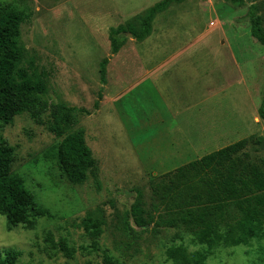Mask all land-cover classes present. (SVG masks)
Returning <instances> with one entry per match:
<instances>
[{
	"label": "rangeland",
	"instance_id": "1",
	"mask_svg": "<svg viewBox=\"0 0 264 264\" xmlns=\"http://www.w3.org/2000/svg\"><path fill=\"white\" fill-rule=\"evenodd\" d=\"M160 1L0 0V10L29 15L19 27L23 55L17 69L43 83L47 103L37 120L24 113L8 123L0 121L1 142L14 150L10 173L46 213L16 226L0 215V255L16 252L15 264H180L169 252L180 246L190 258L203 249L195 234L183 227L133 226L127 211L135 191L142 193L145 211L157 220L162 209L155 206L152 191L177 168L243 139L248 143L238 155L261 166L264 120L257 110L264 99V46L250 34L248 10L254 6L264 28V0H184L153 21L154 31L172 26L177 34L173 47L189 37L197 38L199 47L205 38L212 44L197 56L189 75H202L205 86L203 73L214 69V109L208 105L202 112L204 123L197 120L196 126L202 125L187 139L176 134L174 113L154 84L145 81L125 92L142 73L143 65L131 56L141 53V43L125 32L127 55L122 52L118 60L110 52L109 30L127 23L138 28L137 15ZM104 58L109 62L102 85L98 68ZM55 104L77 109L72 130L84 131L95 160L79 184L67 181L54 156L60 139L48 125ZM251 224L258 230L246 234L235 221L204 262L190 258L189 264H264V213ZM48 235L54 244L65 241L75 248V255L65 257ZM91 243L96 249L81 250Z\"/></svg>",
	"mask_w": 264,
	"mask_h": 264
},
{
	"label": "trees",
	"instance_id": "2",
	"mask_svg": "<svg viewBox=\"0 0 264 264\" xmlns=\"http://www.w3.org/2000/svg\"><path fill=\"white\" fill-rule=\"evenodd\" d=\"M182 1L162 0L154 4L137 15L138 28L130 23L111 28L108 34L111 55L124 45L125 32H129L136 42L143 41L151 33L155 16L170 5ZM227 1L242 3L241 0ZM248 14L251 36L264 46L262 19L254 6L249 7ZM28 18L29 15L22 10H0V121L4 123L24 113L37 120L47 108V103L42 99L43 83L31 81L24 69H17L23 55L18 43L19 27ZM108 59H102L98 68L102 85L105 84ZM100 98L101 91L98 92V100ZM94 107H98V101ZM76 111L65 104H55L51 107L48 125V131L60 139L53 152L62 175L71 184L82 183L95 167L84 131L72 130ZM257 114L264 120V99ZM247 143L248 140H240L177 168L162 186L152 191L157 202L155 206L162 209V215L157 220H153L145 211L142 193L135 191L136 196L127 211V219L139 229L149 226L153 229L183 227L195 234V243L203 249L197 250L190 258L201 263L214 247L221 245L223 236L234 228L232 225L235 221L241 231L253 234L258 228L251 222L264 213V160L260 166L239 156L238 153ZM13 152L0 139V215L6 218L9 226L25 223L29 216L42 217L46 214L37 208L22 180L10 173ZM48 240L65 257L72 258L75 255L76 249L65 241L54 244L51 235H48ZM87 249H96L95 244L81 248ZM169 255L180 264H189L190 258L180 246L171 249ZM16 256V252L6 251L0 255V264H15Z\"/></svg>",
	"mask_w": 264,
	"mask_h": 264
},
{
	"label": "crops",
	"instance_id": "3",
	"mask_svg": "<svg viewBox=\"0 0 264 264\" xmlns=\"http://www.w3.org/2000/svg\"><path fill=\"white\" fill-rule=\"evenodd\" d=\"M158 15H156L155 18ZM176 37L177 34L172 29V26L164 24L154 31L151 24L150 35L143 41L138 42L141 43L142 46L140 48L141 53L139 54L138 51H135L131 54L133 60L141 64V66L143 65L142 73L139 77L134 78L132 82L128 83L131 84L125 92L128 93L131 89L145 81L154 84L157 88L156 92L159 93L166 108L168 107L169 111L171 110L174 113L173 118L176 125H178L175 127L177 129L176 134L187 139L188 136H192L194 133L196 134L195 128L202 125L196 126L197 120L204 123L202 112H207L208 105L211 111L214 109L212 100L214 97V69H211L210 72L207 71L203 73L205 82L208 84H205V86L203 82L200 83V81L204 80L202 75H189V71H192L191 65L195 62V59L197 60V56H199L204 49L212 48V44L205 38L206 40H202L203 45L199 47L196 41L197 38L191 39L189 37L187 40H184V42H179L173 47L172 42H175L174 39ZM120 50V52L118 51L116 54L112 55L113 59H116L118 56L117 59L119 60L122 52H124V57L127 55L124 45ZM147 61H149V63ZM219 76L221 77L220 74ZM208 77H210V79H208ZM121 88L122 87L119 89ZM197 112L199 115L196 114ZM158 115L161 120L163 113L159 112ZM177 118L180 119V123ZM163 119L165 121L167 120L165 117H163ZM188 129H191L190 133Z\"/></svg>",
	"mask_w": 264,
	"mask_h": 264
},
{
	"label": "water",
	"instance_id": "4",
	"mask_svg": "<svg viewBox=\"0 0 264 264\" xmlns=\"http://www.w3.org/2000/svg\"><path fill=\"white\" fill-rule=\"evenodd\" d=\"M128 37H131V34H127Z\"/></svg>",
	"mask_w": 264,
	"mask_h": 264
}]
</instances>
